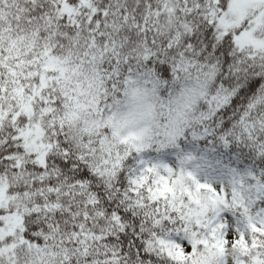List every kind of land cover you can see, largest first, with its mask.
Instances as JSON below:
<instances>
[{
    "label": "snow or ice",
    "instance_id": "snow-or-ice-1",
    "mask_svg": "<svg viewBox=\"0 0 264 264\" xmlns=\"http://www.w3.org/2000/svg\"><path fill=\"white\" fill-rule=\"evenodd\" d=\"M0 264H264V0H0Z\"/></svg>",
    "mask_w": 264,
    "mask_h": 264
}]
</instances>
